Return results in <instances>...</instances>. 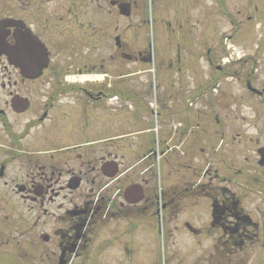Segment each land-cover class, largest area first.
<instances>
[{
  "label": "flooded vegetation",
  "instance_id": "obj_1",
  "mask_svg": "<svg viewBox=\"0 0 264 264\" xmlns=\"http://www.w3.org/2000/svg\"><path fill=\"white\" fill-rule=\"evenodd\" d=\"M150 17L158 26L153 40L146 32ZM197 17L207 23L208 114L211 105L226 108L221 84L242 78L235 66L252 57L242 44L254 46L257 34L264 36V0H0V46L9 49V57L0 53V264H104L112 249V263L127 264L131 221L142 226L149 210L151 220L167 222L193 205L187 179L154 191L145 175L156 155L173 159L177 140L192 145V112L178 105L193 95L191 19ZM218 17L227 21L226 31L212 23ZM152 93L163 111L151 109ZM139 113L146 115L142 130L135 128ZM211 124L225 125L218 115ZM161 125L158 154L142 151L140 136L155 141L152 130ZM205 127L202 138L210 143ZM206 150L214 152L213 145ZM219 169H207V182L197 187L209 204L205 262L264 264V218L246 215L245 185L236 196L224 184L237 180L229 168ZM131 185L143 192L136 203Z\"/></svg>",
  "mask_w": 264,
  "mask_h": 264
},
{
  "label": "rangeland",
  "instance_id": "obj_2",
  "mask_svg": "<svg viewBox=\"0 0 264 264\" xmlns=\"http://www.w3.org/2000/svg\"><path fill=\"white\" fill-rule=\"evenodd\" d=\"M135 20L137 21L138 19H131L133 26L136 22ZM149 20L150 23L147 26L146 32L150 34V39L153 40V36H157L158 26L155 21L152 22V18ZM212 23H217L215 26L217 30L221 32L226 31L229 28L227 21L221 17H218L216 20L213 19ZM191 24L193 30L192 51L195 60L194 90L191 98L185 101V106L183 104L184 102L181 100L178 107H180L179 109H181L182 105L185 109L189 107L188 113L192 112L193 127L191 130H188L187 134V138L192 145L187 146L185 143L181 145L180 141L177 140V148L173 155V159L166 162L164 161V158L156 155L152 167L146 172L145 178L149 182L150 188L154 191L164 189L167 186H184L185 183L181 179H187V181H189L187 182V187L193 192V198H190V200H192V203L196 202L185 208L181 214H179L180 210H178L179 212H177L179 216L177 215L176 217H173L170 221L167 220V222H163L159 220V225L154 221L155 218L151 220L152 216L150 215L149 210L146 211V218L143 221L142 226H138L136 221H131L133 224L130 227V256L127 264H207L205 262V255L207 254V252L205 253L207 241L205 237V232H207V228H205V217L206 213L209 212V204L208 201L205 200V196L198 198L200 194L197 192V187H193L195 182L192 181H200V185H205V181L207 182L208 179V177L205 179V171L209 168L211 170L215 167L225 170L226 168H229L226 172L229 177H232V180H237L238 183L230 182L229 184L226 183L224 185L227 189L233 191L236 196L240 195L238 187L246 185L243 186L245 187L244 189L240 190L241 195L243 196L241 202L245 207L246 215H250L253 218H264V189H262L264 188V166H259L257 163V168L255 169V161L259 160L257 149L260 146L264 147V95H254L253 93H250L248 87H246V84L249 83L254 89L264 90V36L261 37L257 34L258 39L255 40L254 46L255 43H261L257 49V54L253 52L255 50L253 45L248 43L242 44V47L244 48L243 52L254 53V58L248 57L247 62L235 66V68L241 70V79L237 80L228 77V79L225 80V85H223V83L221 84V87L227 91V94L225 95L226 99L223 98L221 100V105L224 107L226 105V108L221 109V106L217 107V105L214 104L209 107L208 114H205V111H207L205 109V96L208 94H205V58L203 52L205 50L207 23L204 17H197L191 19ZM212 36L211 33V37ZM214 37H216V40L214 41L216 42L218 40L217 34ZM129 40H131V43L138 40L137 33L132 27L130 29ZM223 41L229 43L225 38ZM255 60L256 64H254ZM249 75L250 77L246 78ZM215 91H217V89H215ZM210 92H212V90ZM220 92L221 91L218 90V95ZM232 97L235 100L232 99ZM150 99L155 105L160 107V111H163L162 100L159 96L157 97L156 93H152ZM115 102L119 103V101H114V103ZM116 105L117 104L115 103L114 106ZM153 109L155 111L156 107L153 106ZM217 115L222 119L223 123H225L224 127L218 128L211 124L214 122V118ZM145 116L146 115L143 113H139L137 124L135 125L136 129L142 130L146 128L147 125L144 121ZM149 118L150 120H157L156 114H152ZM225 118L227 120H225ZM117 119L119 122L123 121L122 114L115 113V121H117ZM177 120L178 122L182 120L180 115ZM206 122L209 123V126ZM202 127L207 128V134L211 137L210 143L208 142L209 139L207 141L205 139L204 142L202 138ZM163 128L162 125L155 127L157 138L152 145L146 140L147 134H142L140 136V139H143L141 150L152 147L153 151L158 154L160 148H162L159 138L161 137L160 132L163 131L161 130ZM217 128L223 129L226 134L225 141L229 138L228 140H232L234 145H228L225 141L220 142L219 134H215ZM130 130L135 131L133 128ZM190 131L192 136L189 137ZM218 144L219 146H222L219 148ZM204 145L205 155L200 153V149ZM209 145H213V148L215 149L218 148L215 153L211 151L210 154H207L206 148ZM131 148L134 150L136 146L133 144ZM173 150L174 147L172 146V151ZM169 153L170 152H168V154ZM218 153H223L222 157L225 162H219L220 158L218 157ZM211 154H217V156L211 159ZM207 157L208 160L206 159ZM159 159L160 162L158 163ZM208 162L211 163V166L207 165ZM130 165H134L133 170L134 168L139 167V165H136L134 159L131 160ZM245 165L246 167H244ZM193 167L196 168L193 169ZM252 173L256 174V179H254L255 174ZM249 177H251L250 181L248 180ZM176 183L178 184L175 185ZM256 183L258 184L256 185ZM260 189L263 193L258 191ZM253 191L256 192L252 193ZM183 204L184 202L179 203V207ZM149 217L151 219H148ZM186 225L190 228H194L200 233L195 234L190 232L186 228ZM112 250L113 258L109 257L104 260L106 263L113 264L112 261L116 255L114 249Z\"/></svg>",
  "mask_w": 264,
  "mask_h": 264
},
{
  "label": "water",
  "instance_id": "obj_3",
  "mask_svg": "<svg viewBox=\"0 0 264 264\" xmlns=\"http://www.w3.org/2000/svg\"><path fill=\"white\" fill-rule=\"evenodd\" d=\"M120 10H121L122 13L127 14V11H126V9L123 6H120ZM0 50H1V52H5L7 55H9V50L7 48H1ZM260 154L262 155V159L260 161V164H262L264 162V148H262L260 150ZM140 196L141 195H139V196L137 195L135 199H131V202L138 201Z\"/></svg>",
  "mask_w": 264,
  "mask_h": 264
}]
</instances>
